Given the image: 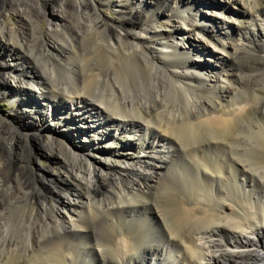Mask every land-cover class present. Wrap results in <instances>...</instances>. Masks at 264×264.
<instances>
[{"label": "bare ground", "instance_id": "1", "mask_svg": "<svg viewBox=\"0 0 264 264\" xmlns=\"http://www.w3.org/2000/svg\"><path fill=\"white\" fill-rule=\"evenodd\" d=\"M224 1H0L11 114L61 165L0 152V264H264V0Z\"/></svg>", "mask_w": 264, "mask_h": 264}, {"label": "rangeland", "instance_id": "2", "mask_svg": "<svg viewBox=\"0 0 264 264\" xmlns=\"http://www.w3.org/2000/svg\"><path fill=\"white\" fill-rule=\"evenodd\" d=\"M220 3H225V1L224 0H220ZM226 6L227 7H230V6H232V3L231 2H228L226 4ZM197 8L199 10H201L203 13H205V12L206 13L207 12H215V13L216 12H220V11H218V9H215L213 7L204 6V4L202 5L201 3L200 4H197ZM219 14L220 15H223V17L225 16V14H223V13H219ZM113 15H115L114 12H109L108 13V16L109 17H111ZM202 18L203 17L200 16L199 17V20L203 24L207 25V21H205ZM7 20L11 24L10 27H12V28L13 27H19L20 26L19 17H18V15L14 14V13H9L8 16H7ZM162 21L164 23H170L171 22L168 18H163V17H162ZM180 23H183L184 24L183 20ZM42 24H43V26L45 28L46 27H49V23H48L47 20H43ZM193 33L195 35V40H197V42L199 41L200 43L207 44L206 42L207 41L209 42V40H210L208 38V36L201 29H199V28H195L194 31H193ZM178 35L181 36V34H179V33H178ZM0 49L2 51H5L6 52L7 45L4 44L3 42H0ZM5 61H7L9 63L12 62L11 61V57H9V58H8V56L5 57V58L0 57V69H4L5 68L4 67L5 65H3V64H5ZM29 66H30V64L27 63V62H23L21 64V67L28 68ZM12 75H14V74H12ZM9 82L10 83H8L7 85H5L4 82L0 80V124L3 125V126L0 125V136L3 135V137H4V135H5L6 138L13 137L14 138L13 141H15V146H14L15 148H14V150H12L14 152L13 156H10L9 155V152H7V150L4 149L3 145H1L2 143L0 142L1 143L0 144V152H2L3 159H6L7 160L6 162H8V164L10 166H12V167H16V169L19 168V167H22L21 168V171H23V172L24 171H27L32 166L30 164V161H28L29 160V157L20 158L19 156H17V154H21L20 152L22 151V147H24L25 141H28L29 146H25V149L29 152V154L31 153V156L32 157H34L37 160L35 162V164H33L34 167H41L42 166V167H44L46 169L48 168L49 171H57V170H59L60 167H61V165L58 162H56L55 160H52V159L48 158L47 156H45V153L41 149V146L43 144H45L46 141H49L51 139L52 135L51 134H48V132H46V129L44 131H41L40 132L41 134H38V135L32 134V132L33 133L37 132L36 129H31V127H29L28 125L27 126L21 125L18 122V120H19L18 117H16V116L14 117L11 114V112L14 111V109L16 108L17 103H14V102L11 101L12 97H11V95L10 96L7 95L8 90H6L5 88H6V86H11L15 90H20L21 89V86L19 85L20 82L18 81V79H15V77H12L11 76L9 78ZM33 94H34V92H33ZM35 96H41V94L38 93L37 95L35 94ZM12 124H13V126L15 125L14 127H16V129H17V131L14 130V133H13V129L10 128L12 126ZM2 127H4L7 131H8V128H10V130L12 132H10L9 134L11 136H8V135L4 134L2 132ZM15 134L18 137H22V139H19L20 142L17 141V137H16ZM13 138H11V139H13ZM63 139L64 138H63V134H62V140ZM67 139H65L64 142H67L69 140V139L68 140ZM21 140H23V142H21ZM86 151L89 152L88 150H86ZM89 154H91V152H89ZM48 201L53 202V197L50 196V198H48ZM34 205L37 206V202H34ZM61 209H62V211H63L64 214H66L67 216H69L70 212H69V209L68 208H61ZM37 211H41V210L40 209H37Z\"/></svg>", "mask_w": 264, "mask_h": 264}]
</instances>
